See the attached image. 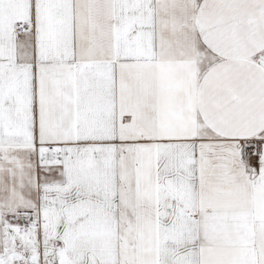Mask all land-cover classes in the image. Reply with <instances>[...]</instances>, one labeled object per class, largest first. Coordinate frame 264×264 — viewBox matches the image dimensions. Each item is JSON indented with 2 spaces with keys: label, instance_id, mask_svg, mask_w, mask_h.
<instances>
[{
  "label": "snow or ice",
  "instance_id": "snow-or-ice-1",
  "mask_svg": "<svg viewBox=\"0 0 264 264\" xmlns=\"http://www.w3.org/2000/svg\"><path fill=\"white\" fill-rule=\"evenodd\" d=\"M0 264H264V0H0Z\"/></svg>",
  "mask_w": 264,
  "mask_h": 264
}]
</instances>
